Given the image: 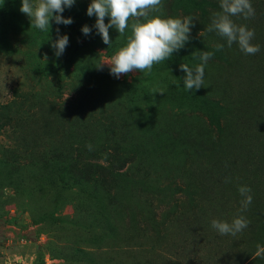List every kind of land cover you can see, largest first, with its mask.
I'll use <instances>...</instances> for the list:
<instances>
[{"label":"rangeland","instance_id":"obj_1","mask_svg":"<svg viewBox=\"0 0 264 264\" xmlns=\"http://www.w3.org/2000/svg\"><path fill=\"white\" fill-rule=\"evenodd\" d=\"M89 3L65 7L70 25L50 20L40 31L21 0H0V105L17 101L0 125V150L9 149L0 157V264H264V0H251L254 17H232L254 30L255 55L207 31L219 0H162L165 16L196 17L189 41L151 73L120 78L97 65L130 29L120 36L110 28L106 45ZM57 28L69 37L59 57L50 46ZM200 51L214 53L204 86L187 91L179 66L200 63ZM43 97L72 116L60 134L79 143L73 159L92 146L93 158L75 161L105 166L104 187L52 157L56 144L38 114ZM241 186L253 197L244 211ZM240 215L249 224L235 236L211 227Z\"/></svg>","mask_w":264,"mask_h":264},{"label":"clouds","instance_id":"obj_2","mask_svg":"<svg viewBox=\"0 0 264 264\" xmlns=\"http://www.w3.org/2000/svg\"><path fill=\"white\" fill-rule=\"evenodd\" d=\"M75 0H21L20 12L30 19V25L40 31H48L50 20L57 25H70L72 19L63 17L65 7H72ZM221 11L213 13L211 23L207 31L215 32L226 40L229 47L233 43L238 44L239 49L246 55H255L260 51V46L253 44L254 30L245 25L235 23L232 17L250 19L255 16V9L251 0H219ZM87 15L95 16L94 27L97 34L102 37L106 45H111L109 29L115 28L120 36H124L130 29L125 43L105 61H101L97 67L102 69L104 65L109 68L110 75L120 78L130 72L139 70L142 73H151L155 64H160L170 59L174 52L183 48L190 39L191 26L196 17L186 16L173 18L163 13L162 0H91L87 7ZM109 17L105 23V17ZM58 35L50 46L55 50L57 57L61 56L69 44V37ZM82 33L91 34V28L85 25ZM202 32L200 33V35ZM223 44L215 45L217 51L222 50ZM194 58L200 63L189 67L187 63H181L180 69L185 73L183 86L187 91L199 89L204 86L205 66L213 57L210 51L193 52ZM155 92L164 93L163 89ZM68 96V95H67ZM66 96V97H67ZM89 151L92 146H87ZM227 182V181H226ZM241 197V211L247 209L252 202L251 189L241 186L238 189ZM249 221L242 215L236 216L231 223L218 219L211 220V227L220 235H232L242 232Z\"/></svg>","mask_w":264,"mask_h":264},{"label":"trees","instance_id":"obj_3","mask_svg":"<svg viewBox=\"0 0 264 264\" xmlns=\"http://www.w3.org/2000/svg\"><path fill=\"white\" fill-rule=\"evenodd\" d=\"M5 9L3 8L1 12H4ZM0 27L2 28V31H5V25L0 23ZM6 32V31H5ZM74 67L84 73V75H87V67L86 65H81L76 60V64ZM19 97V96H18ZM17 104V101L13 99L12 101L0 105V125H2V120L4 118H7L10 114L5 113L7 110H9L11 107H15ZM76 110H80L79 106H74ZM38 114L40 115L41 119L43 120L41 130L43 132V135L47 137L49 140V144L53 145L56 144V149L54 153L52 154V157H55L56 161H67V173L71 174L72 177H77V171L80 172L81 176L84 178V182H93L94 188H97V184H100V186L104 187L107 184L108 179L104 176L105 174H109L108 170H105V166L98 165V164H86L82 162H76V159H80L79 156L84 155L86 157H94V154H91V151H89L88 147H81L80 151L81 153L77 155V158L73 159V156L70 155L74 151V144L79 143H73L72 144V135H69L68 132L60 134L59 129H65V125L63 124V121L66 119H70L73 123L72 116L68 117L67 114H64L63 109L59 106V104L53 100V99H46L43 97V101L38 106ZM86 143V142H84ZM85 145V144H84ZM0 146H3L0 144ZM7 148V147H3ZM9 149H3L0 150V157H5L6 152ZM76 150V149H75ZM114 157V156H113ZM4 159L0 158V161H3ZM97 169H102V172L96 171Z\"/></svg>","mask_w":264,"mask_h":264}]
</instances>
